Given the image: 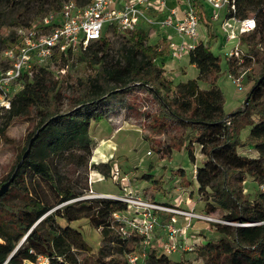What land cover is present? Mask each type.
I'll return each mask as SVG.
<instances>
[{"label":"trees","instance_id":"trees-1","mask_svg":"<svg viewBox=\"0 0 264 264\" xmlns=\"http://www.w3.org/2000/svg\"><path fill=\"white\" fill-rule=\"evenodd\" d=\"M65 1L42 0L36 9L18 6L10 17L14 18L11 24L29 26L46 14H43L45 7L49 12L58 11ZM10 2L0 0V26L8 19L4 7ZM236 5L237 16L252 14L256 20L255 29L248 33L250 36L241 37L255 57V67L245 95L247 102L244 99L242 105L231 111H225L224 95L217 84L220 58L209 45L199 41L187 55L188 62L198 70L197 77L174 85L163 67L169 55L168 42L160 38L157 43L146 44L152 30L142 28L135 31L137 39L131 47L132 58L127 57L123 63L109 56L110 41L106 32H117L110 25L104 28L99 39L77 50L80 51L78 58L94 69L95 83L91 85L78 78L67 92L65 79L46 67H40L31 77H22V88L13 94L10 107L0 108V140H8L6 132L14 119L33 113L36 121L0 185L9 179L29 139L41 125H46L32 142L8 190L0 196V264L36 262L39 256L47 257L48 264H87V259H79L78 253L88 251L89 245L81 231L69 224L70 210L82 214L100 231L101 244L92 257V264H126L115 252L127 255L142 250L145 253L142 264H167L169 254L162 247L158 249L152 239L144 247L142 236L128 230L114 217V213L126 211V202L108 197L78 198L86 187H74L77 183L60 172L63 169L74 174L81 170L88 173L93 149L89 136L91 121L131 110L133 105L128 96L137 87L146 89L157 103L147 122L150 132H172L164 144L167 151L181 147L194 163V150L199 147L202 163L193 169L198 194L205 199L206 213L219 210V218L223 220L211 222L215 236L195 249L200 261L194 264H264V188L260 187L264 182V0H237ZM14 33L15 30L3 41L11 42ZM73 53H57L54 64L62 69ZM251 58H246V63ZM0 62L2 69L8 66L5 61ZM226 64L229 68L232 62L226 61ZM261 76L263 79L256 85ZM200 81L209 86L200 87ZM106 104H110L108 109ZM245 128L248 132L242 136ZM239 149H254L256 154L242 153ZM246 176L259 185L244 191ZM143 177L152 175L144 173ZM35 178L49 185L53 200L45 197L39 185L31 184ZM210 194L212 200L208 201ZM71 199L72 202L55 207ZM155 202L175 207L167 202ZM159 212L156 215L161 225L162 213L167 212ZM167 223L163 224L164 230ZM122 227L127 230L125 233ZM131 242L134 245L130 248ZM194 248L192 244L187 251Z\"/></svg>","mask_w":264,"mask_h":264},{"label":"rangeland","instance_id":"rangeland-1","mask_svg":"<svg viewBox=\"0 0 264 264\" xmlns=\"http://www.w3.org/2000/svg\"><path fill=\"white\" fill-rule=\"evenodd\" d=\"M41 1L11 0L9 5L4 7L5 13H7L5 18L8 19L3 20L5 24L0 26L1 60L2 51L10 44V41L4 42L3 38L13 33L17 27V24H11L14 21V18H10L13 12L16 11L18 6L24 8L34 7L36 9L39 7ZM75 1L83 4L87 0ZM203 6L205 14H210L212 11L211 7L207 3H204ZM48 10L45 7L43 14L49 13ZM199 23L201 39L207 41L206 45H209L210 50L220 58L221 74L218 77L217 84L224 95V109L231 111L242 105L245 99L246 92L252 83L251 76L255 67V57L252 56L248 63H246V66H249L250 70L244 80L245 84H243V88L238 89L231 78L228 77L229 71L224 57V51L232 47L236 41L223 44L219 20L211 21V29H208V31L205 24L207 23V19L203 17ZM208 33L210 34L209 37H207ZM106 36L110 41V58L122 63L127 57L129 59L132 58L130 51L133 43L137 39L135 32H111L108 30ZM249 36L250 34H246L243 37L248 38ZM156 39L154 36H148L146 44H153L156 42ZM241 47L249 53V50L243 42H241ZM79 52L75 51L72 54V58L67 61V64L62 69H60L58 64L46 66L56 76L65 79V90L67 92H70L73 86L76 85L78 78L86 81L87 85L95 83L94 69L86 64L85 61L78 58ZM2 67L3 63L0 62V70ZM163 67L164 74L172 80L174 85L196 78L198 75L197 68L188 62L187 56L179 59L166 55ZM199 85L202 88L209 86L205 81H200ZM9 88L10 93L13 95L22 88V81L19 80L13 83ZM114 95L121 96L119 93ZM128 99L133 107L131 110H123L117 118L119 120L118 122L109 120L106 116H103L100 120L91 121L89 136L92 140L93 149L87 168L88 173L85 174L81 170L78 174H74L63 169L60 172L77 183V185H73L74 187L79 189L86 187L84 194L78 198H107L101 195V193L125 195L127 192H131L134 196L139 195L142 198L154 202H167L169 205L171 204L185 210L193 209L196 213L211 217V221L193 218L187 226L186 217L179 216L183 219L178 221V215L167 212L168 217H161V225L160 223L157 224L152 231V240H154L157 248L161 249L163 242L166 240V231L163 229V224L167 223L171 216H174V225L183 230V234L178 237V240H180L181 244H194L195 248L192 251L182 250L180 252L170 253L167 264L198 263L200 258L197 257L195 249L208 240V238L215 236L211 222H223L219 218V210L211 214L206 213L204 210L205 199L198 194V185L194 177L193 169H196V166L202 163V155L200 154L199 147H196L194 150V163L181 147L178 148L176 146L167 151L164 144L168 142L172 132L151 133L149 124L147 123L151 112L153 113L157 108V103L153 96L146 89L137 87L135 88L134 94L129 95ZM109 105H105L106 109L109 108ZM35 121L33 113L29 117L14 119L6 132L8 140H0V181L9 171L18 149L25 145L26 134L33 128ZM247 132L248 128L243 129L241 131L242 136H245ZM157 148H160V150L157 151ZM239 151L249 155L256 154L254 149H239ZM180 171L183 172L182 176L180 175ZM144 173L151 174L152 177L144 178ZM66 181L64 180V182ZM31 184L39 185L45 197L48 200H53L52 190L43 180L35 178ZM244 185L245 191L257 187L259 184L252 181L249 176H246ZM260 187L264 188V182ZM211 195L208 196V201L212 200ZM72 200L57 204L55 207L72 202ZM129 209L133 212L131 207ZM68 217L69 224L81 231L83 238L89 245V250L79 252L78 258L87 259V264H92V257L101 244L100 231L92 227L82 214L70 210ZM60 221L63 222V220ZM133 245L134 242H131L129 247L131 248ZM137 248L139 247L137 246ZM115 256L121 260H125L126 258V255L123 253L115 252Z\"/></svg>","mask_w":264,"mask_h":264},{"label":"built area","instance_id":"built-area-1","mask_svg":"<svg viewBox=\"0 0 264 264\" xmlns=\"http://www.w3.org/2000/svg\"><path fill=\"white\" fill-rule=\"evenodd\" d=\"M236 1L199 0L202 5L198 7L196 0H90L84 5H79L75 0H66L58 11H50L29 26L15 28L13 40L1 55L8 66L0 70V108L10 107L13 96L10 85L24 76L31 77L40 67L54 66L53 57L57 53L85 49L91 41L101 37L106 26L110 25L120 32H135L138 28L152 30L150 36L157 38L155 43L160 38L165 39L170 57L180 59L187 56L199 41L207 43L201 39L199 32V22L203 17L207 19V31L211 29V21L219 20L223 44L236 41L224 51V57L226 61L232 62L228 77L238 89H242L250 70L246 66V58L252 55L241 47V37L255 29L256 20L252 14L237 16ZM204 3L212 9L208 15L203 10ZM118 117L108 119L118 122ZM101 195L127 203L126 211L114 213V217L123 222L128 230L141 235L144 247L150 244L152 231L158 224L156 213L159 211L186 217L187 226L193 218L212 220L193 209L165 206L139 195L134 196L131 192L125 195ZM174 222L175 218L171 216L165 225L167 239L162 249L167 254L192 248V244H181L178 240L183 230L175 226ZM121 229L123 233L127 231L123 227ZM143 251L128 253L126 264H142L145 256ZM29 263L48 264V259L39 256L36 262Z\"/></svg>","mask_w":264,"mask_h":264},{"label":"water","instance_id":"water-1","mask_svg":"<svg viewBox=\"0 0 264 264\" xmlns=\"http://www.w3.org/2000/svg\"><path fill=\"white\" fill-rule=\"evenodd\" d=\"M263 79V76H261L256 85L260 83V81ZM247 99H245V103L247 102ZM46 125V123H44L43 125H41L37 130L36 132L34 133V135L29 139L28 141V145L26 147V149L24 150V152L22 153V156L20 158V160L18 161V163L16 164L13 172L11 173L9 179L5 182H3L1 185H0V196H2L7 190H8V187L11 183V181L13 180V178L15 177V175L17 174L23 160L28 156L29 154V151H30V148H31V145H32V142L34 141V139L37 137L38 133L42 130V128ZM20 245V243L18 244V246Z\"/></svg>","mask_w":264,"mask_h":264},{"label":"crops","instance_id":"crops-1","mask_svg":"<svg viewBox=\"0 0 264 264\" xmlns=\"http://www.w3.org/2000/svg\"><path fill=\"white\" fill-rule=\"evenodd\" d=\"M170 2H172V0H170ZM196 4L198 5V7L200 6L199 4H200V2H199V0H196ZM201 7V6H200ZM225 111H227L226 109H225ZM97 193H100V192H97ZM104 194H110V193H106V192H104ZM120 194V193H119ZM117 195V194H116ZM166 217H168V214H165V213H162V218H166ZM178 221H180L181 219H183L182 217H179V215H178ZM23 264H30L29 262H24Z\"/></svg>","mask_w":264,"mask_h":264}]
</instances>
